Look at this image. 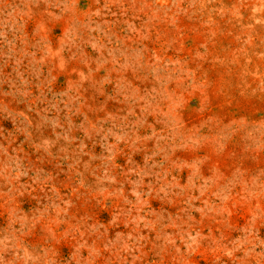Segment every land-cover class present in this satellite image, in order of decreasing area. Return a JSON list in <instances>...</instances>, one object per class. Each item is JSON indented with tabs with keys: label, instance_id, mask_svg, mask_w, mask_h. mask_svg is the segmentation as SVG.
<instances>
[{
	"label": "rangeland",
	"instance_id": "rangeland-1",
	"mask_svg": "<svg viewBox=\"0 0 264 264\" xmlns=\"http://www.w3.org/2000/svg\"><path fill=\"white\" fill-rule=\"evenodd\" d=\"M0 264H264V0H0Z\"/></svg>",
	"mask_w": 264,
	"mask_h": 264
}]
</instances>
